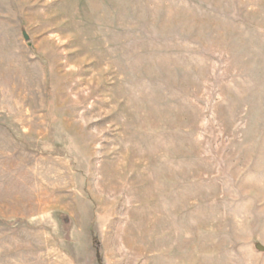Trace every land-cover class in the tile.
Returning a JSON list of instances; mask_svg holds the SVG:
<instances>
[{
  "label": "rangeland",
  "instance_id": "1",
  "mask_svg": "<svg viewBox=\"0 0 264 264\" xmlns=\"http://www.w3.org/2000/svg\"><path fill=\"white\" fill-rule=\"evenodd\" d=\"M0 264H264V0H0Z\"/></svg>",
  "mask_w": 264,
  "mask_h": 264
}]
</instances>
